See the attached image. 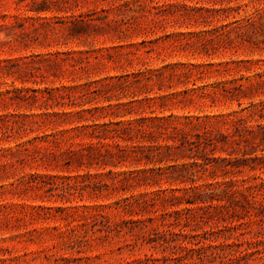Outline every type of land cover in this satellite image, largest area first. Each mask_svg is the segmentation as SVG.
I'll use <instances>...</instances> for the list:
<instances>
[{
    "label": "rangeland",
    "instance_id": "rangeland-1",
    "mask_svg": "<svg viewBox=\"0 0 264 264\" xmlns=\"http://www.w3.org/2000/svg\"><path fill=\"white\" fill-rule=\"evenodd\" d=\"M0 264H264V0H0Z\"/></svg>",
    "mask_w": 264,
    "mask_h": 264
}]
</instances>
